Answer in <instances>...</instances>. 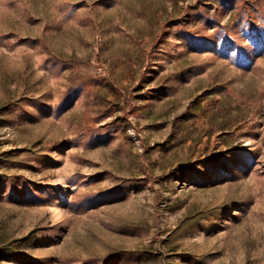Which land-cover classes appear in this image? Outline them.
Wrapping results in <instances>:
<instances>
[{
  "label": "rangeland",
  "instance_id": "rangeland-1",
  "mask_svg": "<svg viewBox=\"0 0 264 264\" xmlns=\"http://www.w3.org/2000/svg\"><path fill=\"white\" fill-rule=\"evenodd\" d=\"M0 264H264V0H0Z\"/></svg>",
  "mask_w": 264,
  "mask_h": 264
}]
</instances>
